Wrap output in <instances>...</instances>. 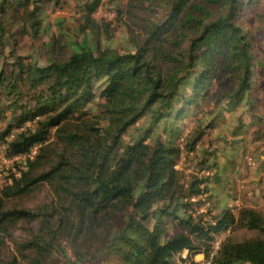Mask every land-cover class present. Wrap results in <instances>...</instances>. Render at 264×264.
Listing matches in <instances>:
<instances>
[{"label":"trees","instance_id":"obj_1","mask_svg":"<svg viewBox=\"0 0 264 264\" xmlns=\"http://www.w3.org/2000/svg\"><path fill=\"white\" fill-rule=\"evenodd\" d=\"M60 3L0 0L1 54L7 34L38 38L47 8ZM100 4L84 1L76 32L51 38L44 64L13 52L0 60V152L11 159L37 146L31 159L12 163L17 175L5 167L0 248L7 239L13 253L0 264L69 261L64 241L72 250L86 244L87 252L93 242L121 264H174L183 250L208 254L215 235L235 227L256 234H226L215 264H264L263 212L214 205L207 217L197 211L203 202L193 201L217 197L234 165L223 158L245 149L246 129L264 124V0H128L117 9L122 51L112 46L114 23L93 16ZM254 16L259 25L247 27ZM208 100L224 111L203 124L197 115ZM238 108L246 118L229 127L235 139L224 147L217 137L216 153L205 152L184 180L176 168L182 146L193 152L206 130ZM195 113L196 127L183 135L182 120ZM206 169L212 178L198 174ZM44 185L50 201L10 204ZM75 256V264L91 262Z\"/></svg>","mask_w":264,"mask_h":264},{"label":"rangeland","instance_id":"obj_2","mask_svg":"<svg viewBox=\"0 0 264 264\" xmlns=\"http://www.w3.org/2000/svg\"><path fill=\"white\" fill-rule=\"evenodd\" d=\"M62 3L56 4L53 8L49 6L47 8L48 16L46 22L48 23L45 31L40 33L39 37H33L30 32L25 34H17L15 37L7 34L4 41V52H0V60L4 57H7L9 53H15V55L26 56L30 61H34L40 65L46 62V56L48 51L47 44L50 42L51 38L63 37L61 34H71L76 32L77 25L80 19V6L84 3L85 0H58ZM128 0H101L100 6L93 13V16L96 19H104L106 21H112L116 26L112 46L121 50L125 46V29L123 24L120 23L118 19L117 9L126 7ZM260 12L264 11L263 7L260 8ZM142 15H149L142 11L139 12ZM253 14V13H252ZM58 21V23H57ZM247 27H256L259 25L257 18L254 16L250 21L245 22ZM65 36V35H64ZM259 84L263 85L261 92L264 91V76L261 78ZM242 108H238L236 112L227 114L223 122L219 123V127L206 130L204 136L197 142V147L193 152L187 153L182 146V153L176 168L179 169L181 174L184 176V180H188L189 175L196 173V166L203 154L211 155L216 153L214 150L216 144H219L221 141L215 140L217 137H224L223 145L227 147L232 143L233 136L230 135L229 127L239 124V120L243 121L245 116H240L244 113H241ZM196 111V110H195ZM223 112L224 108L222 105L214 104L213 100H208L203 102V105L200 106L197 117H204L203 124H206L210 121L211 118H214L218 112ZM258 112L264 113V108H260ZM240 118H236L237 116ZM196 113L195 115L190 114L186 116L182 121L187 124L185 135L188 131L196 127ZM4 126L3 122H0V127ZM257 130L256 127L251 126L246 129V132L243 134V139L245 142V149L242 147L237 148V151L231 150L232 155H227L223 159H228L234 162L231 171L227 174L228 182L225 188L217 186V197L212 200L207 198V195L198 197L197 200L193 201H202L198 207V212L206 211L208 216L214 215L216 213L215 206L220 207L230 206L232 211L237 214L238 210L241 207H251L253 209L259 210L264 213V165L262 161L264 160L263 154V145H264V124H262ZM183 142V141H182ZM183 144V143H181ZM223 152V151H222ZM221 152V153H222ZM220 159L222 156H218ZM209 173V176L213 177V170H203L198 172L199 175H206ZM10 177V173L7 172L6 168L3 172L0 173V186L4 185L7 182V179ZM52 198V193L49 190L48 186L44 185L38 191H35L29 195L23 196L22 198H15L10 202L17 204L19 206L25 207H34L36 205L46 203ZM9 204V205H10ZM208 209H210L208 211ZM33 228H36V224H33ZM230 233L232 237L237 240L252 237L256 234L255 231L248 230L243 227H235L231 229L230 232L220 234L221 239L225 235ZM14 235L17 239L23 238L24 234L22 230L17 229L14 232ZM4 245L0 248V256L7 257L13 253V245L10 241L5 239ZM63 247L70 260H63L57 264H75V250L83 254L84 259H90L89 264H121L120 260L117 257L106 256L105 254H99L95 249V243L91 242L89 247L91 250L87 252V245H82L81 243L76 244V249L72 250L71 245L68 241H64ZM95 244V245H94ZM87 264V263H85Z\"/></svg>","mask_w":264,"mask_h":264},{"label":"built area","instance_id":"obj_3","mask_svg":"<svg viewBox=\"0 0 264 264\" xmlns=\"http://www.w3.org/2000/svg\"><path fill=\"white\" fill-rule=\"evenodd\" d=\"M37 150V146H33L32 149L25 155H17L11 159H8L2 155L0 152V173L4 171L6 166L11 167V171L14 175H17L16 166H12L13 162H22L26 159H31ZM220 234H216L212 242L211 250L208 254L197 253L193 256H188L187 250H183L175 255L174 264H215V256L220 246L221 242Z\"/></svg>","mask_w":264,"mask_h":264}]
</instances>
